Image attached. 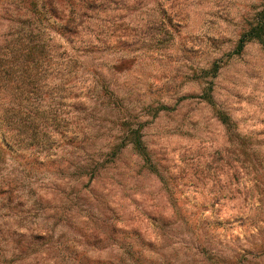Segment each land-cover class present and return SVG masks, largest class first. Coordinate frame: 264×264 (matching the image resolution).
<instances>
[{"label":"rangeland","instance_id":"374dc122","mask_svg":"<svg viewBox=\"0 0 264 264\" xmlns=\"http://www.w3.org/2000/svg\"><path fill=\"white\" fill-rule=\"evenodd\" d=\"M117 1L140 30L136 44L90 61L111 109L82 121L85 147L72 132L47 161L55 180L22 183L10 203L0 196L1 257L264 264V47L254 36L264 39V0ZM23 3L0 0V39ZM89 157L100 164L75 168Z\"/></svg>","mask_w":264,"mask_h":264},{"label":"trees","instance_id":"16d2710c","mask_svg":"<svg viewBox=\"0 0 264 264\" xmlns=\"http://www.w3.org/2000/svg\"><path fill=\"white\" fill-rule=\"evenodd\" d=\"M21 1L0 39V196L8 193V203L24 182L55 180L47 161L71 145L70 133L85 147L82 121L96 107L111 109L108 84L90 61L136 44L140 30L124 24L129 8L117 0H48L40 10L33 0ZM81 33L92 38H71ZM254 36L264 47L259 32ZM89 158L75 168L100 164ZM59 174L65 179L69 172ZM1 256L0 250V264H10Z\"/></svg>","mask_w":264,"mask_h":264}]
</instances>
